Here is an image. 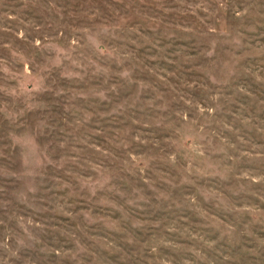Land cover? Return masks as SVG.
Listing matches in <instances>:
<instances>
[{"label": "rangeland", "instance_id": "1", "mask_svg": "<svg viewBox=\"0 0 264 264\" xmlns=\"http://www.w3.org/2000/svg\"><path fill=\"white\" fill-rule=\"evenodd\" d=\"M0 264H264V0H0Z\"/></svg>", "mask_w": 264, "mask_h": 264}]
</instances>
